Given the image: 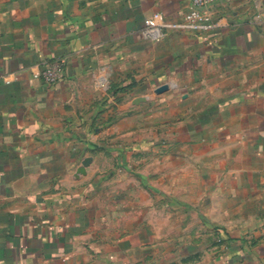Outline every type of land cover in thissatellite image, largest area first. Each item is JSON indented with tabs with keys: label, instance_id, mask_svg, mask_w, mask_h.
<instances>
[{
	"label": "crops",
	"instance_id": "crops-1",
	"mask_svg": "<svg viewBox=\"0 0 264 264\" xmlns=\"http://www.w3.org/2000/svg\"><path fill=\"white\" fill-rule=\"evenodd\" d=\"M189 6L0 0V264H172L149 225L161 222L146 219L170 204L129 171L168 110L172 223H208L213 163L238 224L211 264H264V0H217L208 32L142 36L152 15L180 22ZM53 60L62 77L48 86L34 74ZM227 210L218 203V222Z\"/></svg>",
	"mask_w": 264,
	"mask_h": 264
},
{
	"label": "rangeland",
	"instance_id": "rangeland-1",
	"mask_svg": "<svg viewBox=\"0 0 264 264\" xmlns=\"http://www.w3.org/2000/svg\"><path fill=\"white\" fill-rule=\"evenodd\" d=\"M160 86H167V90L156 94L154 91ZM158 87H155L153 91L156 97L165 95L171 90L170 86L166 84L159 85ZM162 105L163 109H172V98H167ZM168 112L166 116L163 115L165 113L162 114L163 116H161L158 127L155 125L153 130L149 127L150 137H146L145 139L149 142L156 141V143L154 145L150 143L151 145L148 144V147H145L142 152L137 153L138 155L134 154L133 162L135 165L131 166L129 171L135 176L139 175L144 177L140 181V186L148 192L149 190L157 189L158 191L160 190L161 194H164V196L161 195L160 197L162 206L164 202L170 204L166 208L159 211L155 210L153 213L149 212L146 215V219L148 218L150 221L155 220V222H161L149 223V225L155 228L158 239L163 242L160 246V251L172 254V264H205L202 262L201 253L202 256L204 254L210 255L208 264H211L215 257L220 256L222 253L227 255L232 250L229 246L231 242L230 238L235 235L233 231L237 230L235 227L238 224L232 223V198L218 195L216 191V165L210 163L206 165V170L209 173L208 194L206 195L208 201L206 203L207 212L202 217L208 223H172V219H179L181 215L179 212L175 213L172 211V202L170 201L172 199V116L169 117ZM196 185L197 188L198 184ZM181 186H184V184L182 183ZM179 197L185 199L184 196ZM200 198L199 195L194 196L196 200H200ZM218 203H224V206L228 209L225 211V223L217 221L216 208ZM222 230L229 233L230 238L221 234ZM244 230L248 231V228ZM258 231L263 235L264 226L258 228ZM190 250L193 253L191 260L184 259L183 256H180L181 253ZM226 264H233V261L230 259Z\"/></svg>",
	"mask_w": 264,
	"mask_h": 264
},
{
	"label": "built area",
	"instance_id": "built-area-1",
	"mask_svg": "<svg viewBox=\"0 0 264 264\" xmlns=\"http://www.w3.org/2000/svg\"><path fill=\"white\" fill-rule=\"evenodd\" d=\"M216 1L190 0L189 9L180 22L164 21L160 14H154L146 21L141 34L146 39L156 40L161 38L165 31H211L215 25L209 19L208 9ZM63 64L62 60L50 61L38 73L34 74V78L48 86L55 85L61 80ZM6 83L8 84L9 81L7 80Z\"/></svg>",
	"mask_w": 264,
	"mask_h": 264
},
{
	"label": "water",
	"instance_id": "water-1",
	"mask_svg": "<svg viewBox=\"0 0 264 264\" xmlns=\"http://www.w3.org/2000/svg\"><path fill=\"white\" fill-rule=\"evenodd\" d=\"M165 90H167V86H160L154 92L156 94H159L161 92H164ZM134 102H135L134 104H139L140 102H145V99H142V98L140 99L139 98V99H136ZM90 162H91V159L90 158H86L82 162L81 167H80V169H78L77 173L78 174H84L85 173V169L89 166Z\"/></svg>",
	"mask_w": 264,
	"mask_h": 264
}]
</instances>
